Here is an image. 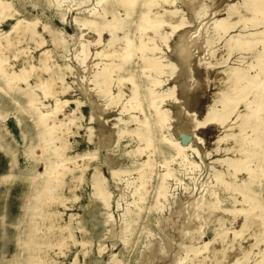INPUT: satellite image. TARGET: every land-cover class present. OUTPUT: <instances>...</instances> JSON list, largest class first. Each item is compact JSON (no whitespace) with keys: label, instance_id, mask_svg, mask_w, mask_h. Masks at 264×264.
Here are the masks:
<instances>
[{"label":"rangeland","instance_id":"rangeland-1","mask_svg":"<svg viewBox=\"0 0 264 264\" xmlns=\"http://www.w3.org/2000/svg\"><path fill=\"white\" fill-rule=\"evenodd\" d=\"M4 1L9 3L7 11L12 14L0 17V46L10 37L12 49L0 48L9 55L5 63L9 76L0 72V264H27L30 256L28 245L33 241L31 234L35 228L33 205L44 182L38 169L45 161L34 158L42 153L44 126L39 115L54 104L53 98L43 95L42 85L48 81H55L58 92L70 98L67 110L76 106L75 99L81 101L78 110L81 125L68 136L67 153L74 158L67 163L73 166L76 160L89 159L75 194L68 177L60 188L66 202L61 221L73 230L74 238L63 246V252H59V246L47 249L51 264H71L74 260L76 264H141L146 255L144 248L151 240L160 244L162 254L148 255V259L153 257L150 264H180L195 253V261L185 259L184 264H255L264 249V234L255 226L244 225L243 214L237 212L242 207V193L233 195L222 183H217L214 174L215 170L227 167L223 161L227 156L234 155L223 148L217 151V147H224L222 138L236 130V113L224 124L207 118L211 106H221L219 93L225 73L237 66H246L250 74L257 71L255 53L264 52V9L251 14L243 0H209L208 10L198 15L196 9L205 0H174L166 4L167 9L176 11L173 15L168 12L167 18L179 20L180 26L175 30L167 28L168 40L159 43L155 51L149 49L147 56H156L165 64L161 77L164 81L158 88L172 91L163 102L169 109L170 126L158 130L160 140L156 151L150 152L152 176L140 188L145 177L140 170L149 154L133 129L142 113L121 104H105L109 94L118 91V77L133 74L145 92L155 71L146 73V62L137 53L116 68L114 78L105 88L98 87L94 73L111 60L107 56L98 57L95 52L107 47L109 34L106 30L99 34L85 24L89 19L101 21L116 14L122 20L116 30L117 38L130 33L139 40V11L129 15L123 0ZM236 1H241V6L239 13L227 19L229 29L209 40L207 27L217 17L226 15L228 3ZM248 2L254 6L264 0ZM103 10L105 15L95 14ZM17 20L22 24L14 28ZM26 22L35 27L34 36L24 32ZM257 39L260 41L253 45ZM238 42L243 45L236 48ZM86 45L88 55L81 63L78 53ZM181 48L188 51L185 61L179 58ZM13 73L25 77L9 82ZM196 81L197 87L191 90L193 97L186 102L182 97L184 89ZM131 86V80L124 85L123 100L129 97ZM32 95L39 105L32 103ZM238 111H245L243 103L238 105ZM189 114L199 121L195 132L176 131L175 124L185 122ZM112 123L118 136L110 146H103L101 141L109 138L107 130ZM247 132L251 134V129ZM164 136L177 138L188 147L186 161L176 155L170 142L162 139ZM231 141L228 143L233 144ZM173 157L175 177L169 180L167 195L158 198L157 185L165 172L164 161ZM258 165L255 160L247 161L252 170ZM237 177L246 181L251 197L264 198V177L249 179L247 169L237 173ZM96 182L107 185L111 196L108 212L116 220L123 219L125 237L119 224L104 225L100 234L96 216L99 209L94 205ZM122 193L124 197L119 199ZM198 197L207 198L214 208L201 209L191 216L193 201ZM185 226L188 229L183 234ZM205 243H209V248L199 251L198 247Z\"/></svg>","mask_w":264,"mask_h":264},{"label":"bare ground","instance_id":"bare-ground-1","mask_svg":"<svg viewBox=\"0 0 264 264\" xmlns=\"http://www.w3.org/2000/svg\"><path fill=\"white\" fill-rule=\"evenodd\" d=\"M123 2L127 6V13L129 15L139 11L138 16L140 22L137 26L141 33L139 40H136L130 33H126L122 39L117 38L116 30L119 28V21L122 20L116 14H113L110 19L104 18L101 21L89 19L85 21V24L92 27L99 34L105 30L109 34L107 47L98 49L95 52L96 56H107L111 60L109 64L104 65L101 69H97L94 73L95 82L98 87L105 88L107 82L114 78L116 68H120L123 63L130 60L137 53L146 62L144 71L146 73L155 71V76L150 78L151 82L145 92L141 90L138 81L133 79V74L118 77V91L117 93L109 94V98L105 104L106 106L121 104L123 108L128 110L136 108L142 113L137 118V125L134 127L133 132L136 134L137 140L142 142L143 149H148L149 154L148 158L144 161V166L140 170V173H145V177L140 182V188H143L152 176L153 160L150 152L151 150L156 151L157 142L160 140L158 130L170 126L169 109L163 106V102L172 94V91L169 89L160 90L158 88L164 81L161 77L164 74L165 64L156 56H147V51L149 49L155 51L160 47L159 43L167 41L170 35V31L167 28L171 27L175 30L180 26V21H173L167 18L168 12L171 15L176 12L175 10L166 8V4L173 3L174 0H123ZM211 2L205 0V3L200 4L196 9L198 15L204 14L208 10ZM243 3L246 9L251 10V14H257L264 9V2L254 6L248 0H243ZM8 6V2L0 0V17L12 14L8 13ZM240 6L241 1L228 3L225 6V9H227L226 15L217 17L213 21V24L206 29L209 40L213 35L226 32L229 29L230 25L227 19L233 14L239 13ZM95 14L105 15L106 12L104 10L95 11ZM21 24V21L17 20L13 27L18 28ZM28 31L32 36L37 33L35 27L31 26L29 22H26L24 32L27 33ZM148 32H152V35H148ZM149 40H151L152 45H149ZM258 41L260 39H257L253 45ZM242 45L241 42H238L236 48ZM5 47L12 49V40L10 37L7 38L6 44L0 46V48ZM88 50V46L86 45L78 53V59L81 63L88 55ZM214 54L215 51H213ZM255 56L258 66L255 74H250L246 66H237L221 77L223 85L219 93L221 106H216V108L211 106L207 120H217L220 124H224L232 113H236L237 121L234 124L236 130L226 133L222 138L225 141L224 147H217V151L223 148L226 151H232L234 155L227 156L223 160L226 162L227 167L215 170L214 174L217 183H222L233 195L239 192L242 193V207L237 209V212L243 214L245 219L244 225L250 228L255 226L261 230V234H264V198L251 197L250 188L245 183L246 181H242L237 177V173L243 169L248 170L249 179L264 177V52H256ZM187 57V49L181 48L179 51L180 60L185 61ZM8 58L9 55L0 50V72L7 74V76H9V73L7 72L5 63ZM12 75L14 76L10 77L9 82L21 77L23 74L18 75V73H13ZM130 80L132 81V86L129 88V97L123 100L125 94L124 85ZM197 85L198 83L196 81V83L189 84L184 89L182 97L185 98L186 102H190L191 97H193L191 90L195 89ZM42 90L45 97L54 99V104L48 108L47 112H42L39 115V122L44 126L40 140L42 153L40 156L34 158L45 161V165L38 169L39 175L44 176V182L42 188L36 194L33 205L35 228L31 234L33 241L28 245L30 256L27 264H51V261L47 258V249L59 246L61 248L59 252H63V246L71 238H74L73 230H71L67 223L61 221L63 213L62 207L66 206V202L65 198L60 194V188L67 183L65 179L68 177L70 189L75 194V190L82 183L85 170L89 165V159L87 157H83V162L76 160L73 166L67 163L68 160L72 161L74 158L73 155L67 153V149L70 147L68 136L76 133L81 125L79 119L82 115L78 114L81 101L75 99L76 106L67 110L66 106L71 100L70 98L63 97L58 92L55 81L44 83ZM31 98L33 104L39 105V102L35 100L33 95ZM240 103H243L245 106L244 112L238 111V105ZM91 104L95 107L94 101H91ZM147 108L153 113H150ZM114 125L115 123H112L108 128L109 138L102 140L101 145L110 146L114 142V138L117 135ZM198 125L199 121L193 115L189 114L185 122L176 123L174 128L178 132L182 131L184 134H190L195 132ZM248 129H251V134L247 132ZM162 139L170 142L171 146L175 149L176 155H179L182 160L186 161L188 159V147L182 141L174 137L168 138L167 136H164ZM230 140H232L231 143L233 142V144L228 143ZM173 160L174 157L165 159L164 161L165 172L160 177L157 185L158 198L167 195L169 180L175 177V170L172 167ZM248 160H255L259 164L258 168L254 170L249 168L247 166ZM4 179L7 180L8 176H5ZM145 195L146 192L143 195V199H145ZM110 197L107 185L104 182H96L94 205L96 209H99L96 216L101 228L99 229L100 234L103 233L104 225L111 224L114 227L116 224H119L121 232L125 237L127 231L123 227V219L116 220L108 212ZM123 197L124 194L122 193L119 199ZM213 208V203L207 198L198 197L193 201L191 216L199 213L201 209L212 210ZM42 223L45 224V227L40 226ZM187 229V226H185L181 233L185 234ZM114 235L115 233L112 232L111 236ZM207 248H209V243L202 244L198 247L199 251L206 250ZM193 250L196 249L193 248ZM222 251L219 250L220 253ZM144 252L146 255L142 259L141 264H150L153 261V257L151 256L148 259L147 256L152 253L161 255L162 247L156 240H151L144 248ZM194 255L185 257L180 264H184L185 259L194 262ZM247 260L248 257L245 261ZM71 264H76V260ZM255 264H264V249L262 250L261 256L255 260Z\"/></svg>","mask_w":264,"mask_h":264},{"label":"water","instance_id":"water-1","mask_svg":"<svg viewBox=\"0 0 264 264\" xmlns=\"http://www.w3.org/2000/svg\"><path fill=\"white\" fill-rule=\"evenodd\" d=\"M185 138H188V136H185Z\"/></svg>","mask_w":264,"mask_h":264}]
</instances>
